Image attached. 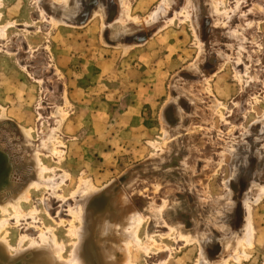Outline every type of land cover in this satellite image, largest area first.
Listing matches in <instances>:
<instances>
[{"label":"rangeland","instance_id":"rangeland-1","mask_svg":"<svg viewBox=\"0 0 264 264\" xmlns=\"http://www.w3.org/2000/svg\"><path fill=\"white\" fill-rule=\"evenodd\" d=\"M136 1L0 0V117L14 135L0 150V192L12 187L14 169L21 186L30 168L23 154L8 153L19 128L45 181L17 222L12 209L0 212V239L14 255L50 230L68 259L87 185L89 264H100L98 220L109 213L113 222L124 199L142 218L140 245L150 247L132 246L131 264H264V0H169L153 27L148 16L163 0H150L135 22ZM167 26L169 39L149 46L131 72L125 63L137 54L126 45ZM103 59L120 72L98 80ZM76 81L87 89L78 98L69 95ZM137 83L147 102L133 123L139 132L119 135ZM247 217L251 247L239 244ZM29 253L12 261L0 253V264H31Z\"/></svg>","mask_w":264,"mask_h":264},{"label":"bare ground","instance_id":"bare-ground-1","mask_svg":"<svg viewBox=\"0 0 264 264\" xmlns=\"http://www.w3.org/2000/svg\"><path fill=\"white\" fill-rule=\"evenodd\" d=\"M168 2L169 0L162 1V4H160L155 9V11H153V13L150 15L149 20L147 21V25L154 24L155 22H157V20L160 18V15L166 12L165 10L166 7H168ZM4 32L5 29L0 28V37H4ZM3 119H5V115L2 113L0 117V122H1L0 125L3 126L0 127V150H5L4 148L8 142V141L6 142L7 137L9 139L12 138L11 136L13 135V134L11 136L8 135L9 130L7 129L6 126L9 124H7V120H3ZM18 131L20 133V137H18L15 141V144L12 145V150L10 152L8 151L7 152L11 155L12 158H14L13 155L15 154L17 155V153L23 154L22 160H24L26 163L28 162L30 164V168L28 171H26V177L24 176L25 180L22 183L23 185L21 186H19V184H17L16 181L17 170L14 169L12 171V175L10 177L11 178L10 181L12 185L9 186L13 187L14 185L15 188H18L16 192H14L12 190V187L9 186L7 190L0 192V197L2 198L0 201V212L6 215L8 214L9 209H12V211H14V219L16 220V222L24 215L20 205L21 203H26L29 201L30 190L33 187L39 189L40 187L45 185V181L43 180L44 169L40 166V163L38 159L35 157V155L33 156L32 153L30 154L29 151L23 148L24 145H27V147L29 145V147L31 148L29 132L22 128H19ZM93 192L94 189H91L89 186L86 185L81 192L82 201H76V206H77L76 216L79 217L80 227L77 229L76 232H74L76 242L72 247L73 250L70 253V257L68 259L63 258L62 255L64 251L63 245H61L56 241L55 236L50 230H46L44 234L40 236L41 244H37L34 242L30 246V248L26 251H23L21 250V248H18L17 250L14 251L15 252L14 255L11 254L10 252L11 251L10 245L4 239H0V253L3 256H5L4 258H6V260L8 259L9 261H12L18 257H23V256L25 257L26 253L30 251L29 254L32 257L31 264H89L88 258L86 257V242H83L85 241L84 238L86 237L88 232L86 230V228L88 229V226L86 225L88 221L87 219L88 216H86L87 218H85L84 215H88L89 213L84 214V208H85V204L88 203V200H90L89 198L91 197ZM257 194H258L257 198H261L262 196H264V187H261V189H259V192ZM121 202L123 204H120L121 205V208H119L120 213L114 216L113 222L110 218L109 213H106L101 219L99 220L97 219L98 224H97L96 233L98 234V238L99 235L105 237V239L102 240L98 239L99 242L97 240L96 242L97 246L94 247L95 249H97V253H98L97 256H99L100 264H131L130 248L132 246L141 248L145 252H147L148 248H150L149 245H145L144 247L141 246L137 236V232L142 221L141 216L138 215L129 207L125 199L122 200ZM96 208L98 209V207ZM100 209L102 210L103 208ZM249 218L248 217L246 218V226L244 229V233L242 239L239 241V244L242 245L244 243L247 247H251L252 239H253L252 230H251L252 228L250 226ZM4 223H6V221L0 223V231H2ZM22 242L23 241H21V243ZM241 245L238 248L239 254L235 256L236 261L239 259V256L241 254L243 255V253L241 252Z\"/></svg>","mask_w":264,"mask_h":264},{"label":"crops","instance_id":"crops-1","mask_svg":"<svg viewBox=\"0 0 264 264\" xmlns=\"http://www.w3.org/2000/svg\"><path fill=\"white\" fill-rule=\"evenodd\" d=\"M148 3H149V5H151L150 4V0L149 1L137 0L136 3L133 5V9H132L133 10V15H136V18H134V21L135 22L138 21L136 19L137 18H140V15L146 11V7H147ZM150 15L148 17H150ZM160 21H161V19L159 18L157 20V22H155L154 24H150L151 26L150 25H147V26L153 27V26L157 25ZM135 28H137V29H135ZM138 28H139V26H138V24H136V26H134L133 28H131V30L132 31H138L139 32L140 29H138ZM166 28H167L168 31L164 30V31H161V32H157V33L152 34V37H150L149 39L144 40V41L141 42V44H142L141 46H137V43L136 42H135V46L134 47H132L134 45V43H131V45H129V44L126 45V48L129 49V51H132L133 50L137 54L135 56L136 62H134V60H133V61L130 62V64L125 63V64H127V66L129 68H131L130 69V70H132L131 72H134L136 70H139L140 63H141V65H143L142 56L145 55L146 49H149L148 48L149 46H151L152 44H156L159 41V39H169L170 35L168 33L172 29L170 28V26H167ZM75 45H76V43H73V46L72 47H69V49L71 51H75L76 52L77 50H75V48H73ZM63 52L66 53L65 50ZM95 68L97 69V75H95V77L99 78L98 80H101L102 78L103 79L104 78H107L108 76H111V75L115 74L116 71L118 73L120 72L119 71L120 66H116L115 62L111 61L110 59H103L102 61L96 62L95 63ZM136 78L138 79L137 82H140L139 81L140 80L139 79L140 78V75L137 76ZM70 87L73 88L70 91V93H69L70 97H76V98H78L83 93H85L87 91V89H83L82 87H80V85L78 84V81H76V83L74 85L70 82ZM136 87H137V91L132 96V99H133L132 102L129 103V105H127V107L123 111H121L119 113V115H118L119 124H120V126H123L124 127V131L120 132L119 135L125 134L126 136L128 135L130 137H136V135L139 132V128L138 127H135L133 125V123L136 121L137 117H140L142 115V109H143L144 105L147 102H146V96H145V94L141 95V93L139 92L140 91V88H141L140 87V84L137 83ZM109 92H113V94H111V95H114L115 94V91L114 90H111ZM109 95H110V93H109ZM97 114H99V113L97 112ZM126 128H128L129 130L126 131ZM116 133L117 132H115V135H111L110 136L112 138V140H108L107 141L108 144L111 145L113 143V141L115 140V137H117V134ZM102 152H103V154H106V152H109V149H107V151H105L104 149H102Z\"/></svg>","mask_w":264,"mask_h":264},{"label":"flooded vegetation","instance_id":"flooded-vegetation-1","mask_svg":"<svg viewBox=\"0 0 264 264\" xmlns=\"http://www.w3.org/2000/svg\"><path fill=\"white\" fill-rule=\"evenodd\" d=\"M0 167H1V164H0Z\"/></svg>","mask_w":264,"mask_h":264},{"label":"water","instance_id":"water-1","mask_svg":"<svg viewBox=\"0 0 264 264\" xmlns=\"http://www.w3.org/2000/svg\"><path fill=\"white\" fill-rule=\"evenodd\" d=\"M0 158H1V155H0Z\"/></svg>","mask_w":264,"mask_h":264}]
</instances>
